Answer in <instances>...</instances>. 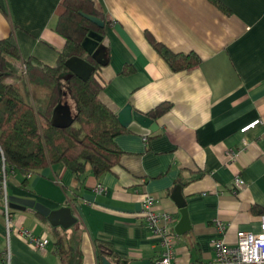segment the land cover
Wrapping results in <instances>:
<instances>
[{"label":"crops","instance_id":"0c3cea01","mask_svg":"<svg viewBox=\"0 0 264 264\" xmlns=\"http://www.w3.org/2000/svg\"><path fill=\"white\" fill-rule=\"evenodd\" d=\"M88 1L104 23L98 101L115 115L126 104L143 114L161 104L169 109L153 122L154 132L131 124L115 137L118 163L98 178L86 167L84 186L57 164L27 176L23 187L18 174L8 173L5 197L69 208L76 221L65 230L73 253L66 264H97L94 241L121 261L159 257L140 214L141 199L151 195L154 211L169 218L171 264H207L215 221L232 246L237 232L257 233L264 215V0H215L223 8L211 0ZM61 2L0 0V39L12 35L22 59L51 67L64 46L54 30ZM146 35L172 53L194 54L198 64L172 73ZM125 68L130 72L122 75ZM230 151L238 154L233 163ZM235 178L242 182L237 190ZM0 191V264H61L51 227L31 211L8 207L6 225ZM179 199L190 226L180 236L173 230ZM19 229L47 240L45 249L35 250Z\"/></svg>","mask_w":264,"mask_h":264},{"label":"trees","instance_id":"16d2710c","mask_svg":"<svg viewBox=\"0 0 264 264\" xmlns=\"http://www.w3.org/2000/svg\"><path fill=\"white\" fill-rule=\"evenodd\" d=\"M211 1L223 8L215 0ZM80 14L103 22L88 0H62L54 30L64 39V46L51 67L32 58L22 59L12 35L0 39V166L2 159L4 174H18L22 187L27 176L61 164L79 188L84 186L86 167L98 178L110 172L122 155L113 140L126 130L119 126L115 114L97 99L102 88L96 78L100 67L87 58L94 71L85 82L71 76L64 67L67 59L83 55L80 42L88 31L93 30L102 37V29ZM146 37L172 73L198 64L194 54L172 53L148 35ZM126 71L130 72L125 68L121 74L126 75ZM58 103L68 106L73 119L64 129L54 128L49 123ZM168 109L169 104H161L144 115L154 122ZM35 217L46 223L39 215ZM51 233L52 252L61 264H66L73 253L65 231L51 228ZM93 246L97 264H101V258L110 264L125 262L100 243L94 241Z\"/></svg>","mask_w":264,"mask_h":264},{"label":"water","instance_id":"95a60500","mask_svg":"<svg viewBox=\"0 0 264 264\" xmlns=\"http://www.w3.org/2000/svg\"><path fill=\"white\" fill-rule=\"evenodd\" d=\"M82 18L89 21L96 28L102 29L104 23L98 19L90 16L80 14ZM80 48L83 52L81 57H71L64 62V67L67 69L71 76H74L78 80L85 82L93 73L94 66L86 61L90 59L99 67H104L106 65L105 60V47L102 44V37L93 30L86 33L85 37L80 42ZM116 120L119 126L127 131H130L131 124L137 127L147 130L149 132H154L156 130V125L152 120L147 118L143 113L137 112L131 108L130 105L126 104L116 115ZM72 117L70 110L65 103H58L52 110L50 125L57 129L67 128L72 124ZM177 189L173 192L176 193ZM176 202V200H175ZM8 207L16 211L23 212L24 210L31 211L32 214H37L43 219L51 228H60L65 231L70 226L75 224V219L71 216V211L69 208H59L57 210H49L42 204L35 202L32 199L26 198H16L8 197L7 199ZM177 208L179 209L180 218L178 222L173 227L174 233L176 235H183L189 231V222L187 218V213L185 210L184 201L181 199L177 202ZM101 264H110L104 258H101ZM123 264H152L149 260L140 261H125Z\"/></svg>","mask_w":264,"mask_h":264},{"label":"built area","instance_id":"2783aa9c","mask_svg":"<svg viewBox=\"0 0 264 264\" xmlns=\"http://www.w3.org/2000/svg\"><path fill=\"white\" fill-rule=\"evenodd\" d=\"M254 121L249 125L242 127L239 133L243 134L248 129H251L257 124ZM244 144V143H243ZM236 152L227 153V161L233 163L237 157ZM1 158V152H0ZM0 190H2L3 199V215L6 225L8 226V203L5 197L3 188L5 185V174L3 162L1 159L0 166ZM242 182L240 179L235 178L233 181V189L240 188ZM95 192L100 194L102 192L101 185L95 186ZM1 192V191H0ZM142 220L144 221L147 229L151 231L157 241L160 250V255L152 264H171L172 251H173V236L166 230V223L169 220L165 214H157L154 211L155 199L151 195H145L141 199ZM259 231L257 233L239 231L235 235V242L232 246L227 245L223 240V235L226 227L220 222L215 221L214 227L217 236L211 240L210 248L213 252L211 261L207 264H264V215L259 217ZM19 235L22 239L29 242L37 251H43L47 245V240L41 238H34L27 230L19 229Z\"/></svg>","mask_w":264,"mask_h":264}]
</instances>
